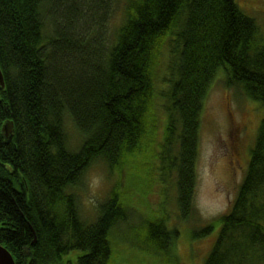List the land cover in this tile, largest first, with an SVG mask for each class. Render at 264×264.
Segmentation results:
<instances>
[{"label": "trees", "instance_id": "16d2710c", "mask_svg": "<svg viewBox=\"0 0 264 264\" xmlns=\"http://www.w3.org/2000/svg\"><path fill=\"white\" fill-rule=\"evenodd\" d=\"M0 68V127L14 124L10 142L0 139V244L17 264H66L74 251L77 264H113L112 237L128 230L141 250L180 264L178 229L163 219L137 227L118 183L94 219L80 211L92 168L114 176L134 159L163 173L195 240L220 226L204 264H264V117L230 211L203 222L194 206L218 71L264 109V38L236 0H0ZM157 107L167 117L160 142Z\"/></svg>", "mask_w": 264, "mask_h": 264}, {"label": "rangeland", "instance_id": "374dc122", "mask_svg": "<svg viewBox=\"0 0 264 264\" xmlns=\"http://www.w3.org/2000/svg\"><path fill=\"white\" fill-rule=\"evenodd\" d=\"M236 3L256 20L260 36L264 38V0H236ZM160 67L163 71L164 66ZM225 76L221 68L211 86L201 118L194 206L203 222L213 221L230 211L264 117V109L259 102L226 88ZM160 87L161 84L158 85ZM155 114L158 119L156 133L160 142L165 134L167 117L159 107ZM67 131L69 145L76 148L80 138L70 122ZM157 164L155 161V168ZM151 171L147 159H134L131 164L123 166L121 171H114V176L101 165L92 168L79 192L83 217L87 221L94 219L98 206L118 183L123 202L137 212L132 219L137 227L145 221L165 220L169 229L177 228L180 233L175 250L180 264H204L217 239L220 226L215 225L208 237L195 240L191 225L179 222L180 214L173 198L175 193L166 182H162L163 173L161 175L160 171L155 170L150 176ZM157 174L161 185L158 184ZM112 239L115 240L113 264H170L159 256L141 250L138 246V232L128 230L120 239ZM80 255L81 252H71L65 256L64 262L77 264Z\"/></svg>", "mask_w": 264, "mask_h": 264}, {"label": "water", "instance_id": "95a60500", "mask_svg": "<svg viewBox=\"0 0 264 264\" xmlns=\"http://www.w3.org/2000/svg\"><path fill=\"white\" fill-rule=\"evenodd\" d=\"M0 87H5L4 76L0 68ZM14 125L12 122L7 123L3 127V133L5 134L6 139L12 135ZM0 264H16L13 255L0 244Z\"/></svg>", "mask_w": 264, "mask_h": 264}, {"label": "flooded vegetation", "instance_id": "af4514ba", "mask_svg": "<svg viewBox=\"0 0 264 264\" xmlns=\"http://www.w3.org/2000/svg\"><path fill=\"white\" fill-rule=\"evenodd\" d=\"M5 91V87L4 88H2V87H0V106H1V102H2V100H1V98H2V96H1V94H2V92H4ZM11 121L10 120H7V121H5L3 124H2V126L0 127V139H3L4 140V143H9L10 142V137L8 138V139H6V137H5V134L3 133V127H4V125L5 124H7V123H10ZM1 124V123H0ZM14 129V128H13ZM13 132V131H12ZM12 137V136H11ZM9 141V142H8ZM36 240V239H35ZM3 246V245H2ZM4 247V246H3ZM14 260H15V262H16V259L14 258ZM17 264V263H16Z\"/></svg>", "mask_w": 264, "mask_h": 264}, {"label": "bare ground", "instance_id": "6f19581e", "mask_svg": "<svg viewBox=\"0 0 264 264\" xmlns=\"http://www.w3.org/2000/svg\"><path fill=\"white\" fill-rule=\"evenodd\" d=\"M13 123V122H12ZM14 125V124H13ZM36 242V240L34 241V243Z\"/></svg>", "mask_w": 264, "mask_h": 264}]
</instances>
